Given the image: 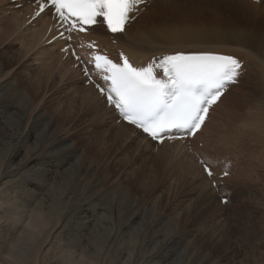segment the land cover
<instances>
[{"label": "bare ground", "instance_id": "6f19581e", "mask_svg": "<svg viewBox=\"0 0 264 264\" xmlns=\"http://www.w3.org/2000/svg\"><path fill=\"white\" fill-rule=\"evenodd\" d=\"M32 1L19 0L21 4H26L24 12L29 13L30 16L34 14ZM149 1H151L150 6L152 8H159L152 10L154 16H148L149 11H143L142 15L136 16V19L125 28L123 33L112 35L108 34L101 25L94 26L86 37L99 42L102 46L110 43V40H115L116 45L110 43L105 48L109 51H111V46L115 50L122 48L137 66H141L142 59L140 58H143L147 65L153 57L162 56L164 53L171 54L175 51H208L238 56V53L234 51L235 49L225 47L222 45L223 43L243 44L258 53L262 52L261 45L254 42V32L232 29L234 27H223L218 30L216 28L211 30L198 28L194 30L188 26L189 23H205L200 22L199 19H193V17L200 16L199 13L203 15L207 12L222 14L240 10L237 13L233 12L231 15H242L240 18L244 22L243 18L250 14L238 1L253 6L264 5L263 2L257 3L248 0ZM159 14H166V16L160 18ZM30 16L28 17L30 18ZM25 21H23V24ZM54 24V17L46 14L40 15L34 20L31 26L39 25L34 30L37 32V38H35L37 41L34 42L35 39L33 38L35 45L39 43L38 41L42 37L44 39V36H53L55 33H53ZM46 28H48V33ZM248 29L253 31L254 27ZM62 44L61 40H55L53 47H61ZM134 49L143 50L146 53H139L137 56ZM41 53L48 54L45 49L38 51V54ZM238 57L240 58V56ZM244 57H248V55L246 54ZM49 60L52 64V59ZM53 60L57 62L55 58ZM63 65L65 66V64ZM65 68L67 71L66 66ZM2 69L3 64L0 63V72H2ZM68 70H70L69 66ZM16 85L10 81L0 82V106L3 105L2 115L0 113V188H11L16 194L17 205L28 207L29 210L34 212V216L31 217L28 224L17 226L15 223H9V218L0 212V264H69L67 260L57 259L51 254L55 250L52 248L61 246L62 241L60 239L63 240V244H66L71 252H80L83 258L88 261V263L82 264H264V247L260 248L258 246L260 243L259 238L251 234L254 228L252 222L247 225L248 229L246 228L243 234L239 233L242 235L240 242H244L249 250L240 247L239 252L242 254L239 257L238 249H233L234 254L227 257L228 252H216L218 250L216 246H212L215 250L209 248L212 241L222 240L224 231H216V229H213V225L202 224L203 222L193 223V216L189 212L191 209H188L186 205L184 208L182 206L183 209L177 214L162 205L164 201L162 193L164 191L161 185H157V172L151 174L153 177H150L154 180L152 181V178L149 181L147 180L149 184L138 186V183L144 180H137L133 177L136 172L131 168L136 163L144 166L150 162L149 160L155 162L161 158L165 160L172 156L187 158V162L192 161V155L190 156L188 152L190 148L184 145L185 141H166L161 145H157L132 126L122 121L117 123V121H120L119 115L113 108L106 106L108 104L105 98L96 92L92 85L80 88V90L83 89V96L88 101V105L84 109L85 112L87 114L93 113L88 122L89 124L78 131L74 124L65 122L63 125L67 126L66 134L56 135L55 132L58 126H54L53 117L46 115L44 109H42L43 106L35 111L30 110L31 101L37 95L31 98L24 91L19 93ZM78 87L76 88L78 89ZM8 89L12 90V96L17 102L10 101L7 98L5 91H8ZM256 91L257 101L263 102L264 99L259 98L260 93H264L263 90L257 89ZM248 96L247 91L241 99H239L238 94L234 95V100H237L236 109H240L242 114L245 113L246 124L251 122L253 125L258 126L260 119L257 115L253 119L246 117L247 114L250 115V111L246 112L245 110L252 108ZM222 100L224 98L213 105L212 110ZM211 114L212 111L209 112L206 119L207 123L211 119ZM33 117H35V120H33ZM220 120L214 125L217 127L210 133V138L207 139L208 142H205L206 146L210 147V142L215 144L217 148L223 145L225 138H223L221 146H217L219 145L218 141L221 143L220 139L227 134L225 130L229 128L225 122V127H223ZM21 122L23 124L22 128L20 126ZM206 122L202 129L191 139L192 141L204 135V128L208 127ZM30 125L31 127H29ZM100 125H102V128H100ZM41 130H47L48 139L44 142L45 148L50 147L52 143L60 145L61 151L55 154L60 156L55 164V169L53 166L44 165L39 161L40 157L49 155L38 154L28 160L24 159L29 146L36 142L37 134ZM75 130L76 132H74ZM90 131L91 136L88 135ZM256 131L253 132L254 140L258 137ZM228 135L238 137L236 133ZM92 139L100 142L102 146L98 147ZM213 139L217 140L214 141ZM200 147L198 149L201 151L197 149L199 155L201 153L207 155V152L202 150V146ZM155 151L156 153H154ZM161 154L164 157H161ZM158 156L161 158H157ZM207 156H205L206 159H212L211 155L208 154ZM100 159L105 162H100ZM114 164L119 171L125 172L123 174L124 178H120L123 177L121 175L119 178L113 179L115 174L112 172L113 168L111 166ZM154 165L156 166V163ZM193 171L196 173V168ZM129 183L132 186H129ZM207 183L206 177L205 179L203 177L200 184L197 185L202 187L210 185ZM125 185L127 186L124 187ZM216 185H219V183ZM118 186L120 188L117 190ZM138 190H140V193H137ZM202 190L206 191L205 189ZM116 196L119 201H117L118 204L113 205V200L117 199ZM211 196L207 204L209 202L214 203L218 211L222 210L223 207L219 205L220 202ZM204 203L206 204V202ZM213 212L211 211L208 217L213 218ZM141 224L145 225L142 233L137 231L138 225ZM44 226L47 227L46 230H44ZM170 227L173 231L168 239L158 247L157 242L164 239V235ZM262 232L264 233V226ZM130 240H134L135 243L130 245L128 243ZM177 241L183 242L182 250L177 251V254L173 257L167 247ZM213 244L218 245L219 249L222 247L219 242ZM258 248L259 251L261 250L259 253L257 252Z\"/></svg>", "mask_w": 264, "mask_h": 264}, {"label": "rangeland", "instance_id": "374dc122", "mask_svg": "<svg viewBox=\"0 0 264 264\" xmlns=\"http://www.w3.org/2000/svg\"><path fill=\"white\" fill-rule=\"evenodd\" d=\"M238 2L239 4L243 5L244 9L250 14L249 16L243 18L244 22L240 18L242 15H231L233 12L237 13L240 10L224 12L225 14H218V12H207L203 15L199 13L198 15L200 16L193 17V19H199L200 22L205 23H189L188 26L194 30L198 28L208 30L216 28L218 30L222 29L223 27H234L232 29L254 32V42L259 43L262 50L261 53H258L256 50L243 44H222L225 47L235 49L234 51L237 52L238 56L241 58L240 61H244V65L240 70L238 82L232 84L230 89H228L229 91H227L221 98H224V100H222L216 108L213 110L211 109V119L208 121V123L206 122L208 127L204 128V135L202 137H198V139H193V141L191 138L190 142L184 143L187 148H190L188 152L190 153V156L192 155V161L188 159L189 161L187 162V158L180 156H172L171 158L163 160L164 158L161 157H164V155L161 154V157H157L161 158L159 161L154 162L148 159L150 162L146 163V165L143 166L136 163L131 168V170H135L136 172L133 177H135L137 180H144H142L143 182L141 183L138 181V186L142 184H149L147 180L149 181V179L153 177L151 174H155V172L158 173L156 181L158 183L157 185H161L162 190L164 191V193H162L164 200L162 205L165 208H169L170 211L173 210L172 212L177 214V212L187 206L188 209H191L189 212L193 216V223L203 222L202 224H210V226L213 225V229H216V231H224L222 240L212 241V244L210 245L211 247L209 248L215 250V248L212 246H216L218 248L216 252H228V255H226L227 257L234 254L233 249H238L237 252L238 254L240 253L239 257L242 254L239 252L240 247H243L245 250H249L248 246L244 245V242H240V237L242 236L241 234L246 231V228L248 229L247 225H250L251 222L254 224L251 234L259 238L260 243L258 246L260 248L264 247V233L262 232L264 226V93H260L259 95V98L262 99L263 102H258L256 99L257 89H262L264 92V5L260 4L258 6H253L243 4L240 1ZM19 3V0H17L16 3H12V0H0V63L3 64L2 72H0V82L3 83L10 81L15 85L17 84V91L19 93L21 91L26 92L28 97L33 98L37 95V97L31 101L30 110L33 109L32 111H35L43 106L42 109H44L43 111L46 113V115L53 117L52 121L54 122V126H58L55 132L56 135L66 134L65 131L67 126L63 125L65 122L68 124H74L76 130L79 131L89 124L88 122L92 117L91 115H93V113L87 114L85 112L84 109L86 108L85 106L88 105V101L83 96V89L80 90V88L89 87L90 84H88L86 77H84V75L81 73L79 66H74V63L68 53L66 52L65 56H61L62 54L60 53V47H53L54 42L49 43L48 39H45L44 36V39L42 37V39L38 41L39 43H37V45L34 44V42L37 41L35 39L37 38V32L34 30H36L39 25L31 26L34 20L32 21V18L28 17L30 16L29 13L27 14V12H24V7H26V4ZM16 5L21 6L16 7ZM143 7L144 8L141 10V13L138 15V17L142 15L143 11H149L150 14L148 16H154L152 10L159 9L158 7L152 8L150 6V2H147ZM254 10L256 11L254 12ZM164 16H166V14H159L160 18H164ZM23 21H25L24 24ZM251 27H254L253 31H249L248 28ZM34 32L36 33L35 35ZM46 32L48 33V28H46ZM113 42H115V40H110L111 44H114ZM110 43H108L106 46H109ZM111 47L110 50L115 52V48L113 47V49H111ZM50 48L52 49L50 50ZM43 49H45L46 53L48 54H38V51ZM134 52L137 54V56L139 53H146L143 50L136 49H134ZM246 54L248 57H244ZM40 55H42L43 58ZM57 55L58 57L56 58ZM54 58L57 60V62L53 60ZM49 59H52V64L50 63ZM140 59H142L141 63L145 62L143 58ZM45 61L48 62L46 63ZM63 64H65L67 67V71ZM68 66L70 67V70H68ZM77 86H79L78 89L76 88ZM11 91V89L5 91L7 98H9L10 101L17 102V100H15L12 96L13 92ZM246 91L249 95V103L252 104V108L245 110L246 112L250 111V115L247 114L246 117L253 119L256 118L257 115L261 122V124L260 122L258 123V126L256 125L257 127L251 122L246 124L247 121L245 120V113L243 112L242 114L240 109H236L237 100H234V95L238 94L239 99H241ZM106 106L108 107V105ZM111 111L113 112V110ZM2 112L3 105L0 106L1 115ZM219 120L222 121L223 127H225V122L229 128L225 130L227 134L224 135L225 137L220 139L221 143L218 141L219 145L217 146L220 147L223 138H225L223 145L220 148H217L215 144L210 142V147L206 146L205 142H208L207 139L210 138V133L213 131V129H216L217 126L215 127L214 125L217 124ZM60 124L62 125L60 126ZM244 124L246 125L244 126ZM100 128H102V125H100ZM76 130L74 132H76ZM255 130L258 132V137L256 140H254L253 134ZM234 131L238 137H233L234 135H228L232 133L235 134ZM241 132L243 133L240 134ZM88 135L91 136V131ZM259 137L261 138L259 139ZM92 140L98 147L102 146L97 140ZM216 140L217 139L214 141ZM200 146H202L203 151L205 150V152H207V155H211V158L214 162L210 158L206 159L208 156L204 155V153H201V155L203 154L204 156L199 155L200 153L197 151V149L201 148ZM198 150L201 151L200 149ZM154 153H156V151ZM59 159V155H49L40 157L39 161L44 165L49 164L55 169V164ZM202 161L209 164L211 167L213 175L211 177L208 176L209 178L206 176L200 166V162ZM100 162L105 161L100 159ZM155 163L156 166L154 165ZM111 168H113L112 172L115 174L113 179L119 178L121 175L123 176V174H125V172L119 171L117 167H115V164L112 165ZM195 168L196 173L193 171ZM99 171L102 173L101 169H99ZM225 172H227V175H224ZM203 177L204 179L206 177L207 182L210 184L207 186L204 185V188L201 185H197L198 183L200 184ZM220 177H223L224 179ZM120 178H124V176ZM225 178L228 180L227 182ZM153 180L154 179L152 178V181ZM211 181H215L216 184L219 183V185L214 187L211 185ZM126 186L127 185L124 187ZM129 186H132V184L129 183ZM197 187L199 189L201 187V189L197 190ZM119 188L120 187L118 186L117 190ZM202 189H205L206 191H203ZM137 193H140V190H138ZM210 196L219 202L221 198L225 197L228 202H220L219 204V202L216 201L221 207H223L222 210L218 211L216 208L217 206L214 205V203L211 204L209 202L211 205L209 203L207 204ZM115 198L117 199L113 200V205L118 204L117 201H119L117 196ZM197 199H200L199 202ZM204 202H206V204ZM211 211H214L213 218L208 217ZM0 212L9 218V223H15L17 226L28 224L31 217L34 216V212L29 210L28 207L17 205L16 194L11 188H0ZM233 212L236 213L235 216ZM35 229H37V227H35ZM46 229L47 227L44 226V230ZM218 239L220 240V237ZM60 241H62L60 243L61 246H55V248H52L55 250H53L51 254L55 258L67 260L69 264L88 263V261L83 258L80 252H71L66 244H63V240L60 239ZM177 242L171 243L167 247L169 253H171L173 257L177 254V251L182 250L181 248L183 242ZM214 242H219L221 244L220 246L222 247L219 249L218 245L213 244ZM222 248H227L228 251L227 249L223 250ZM257 250L258 253L261 251H259V248Z\"/></svg>", "mask_w": 264, "mask_h": 264}, {"label": "snow or ice", "instance_id": "6c2138e0", "mask_svg": "<svg viewBox=\"0 0 264 264\" xmlns=\"http://www.w3.org/2000/svg\"><path fill=\"white\" fill-rule=\"evenodd\" d=\"M144 2L36 0L38 8L33 18L48 9L53 11L63 25L68 26V31L85 32L88 27L102 24L108 32L117 34L125 31V25L132 19L130 14L137 11L138 6ZM255 2L259 3L260 0ZM88 47L93 49L88 64L94 67L105 84V87L97 84L96 88L119 115L120 121L117 123L123 121L159 143L164 142L165 134L177 129L187 135H196L205 124L210 108L221 100L227 86L238 82L242 68L237 57L208 51H175L153 57L145 66H134L123 52L117 63L107 55L96 52L94 42ZM73 55L76 56L75 52ZM80 59L76 56L78 62ZM83 71L88 76V68L85 67ZM20 126L23 127L22 122ZM174 138L168 136V139ZM47 139V130H41L36 142L29 146L24 159L28 160L38 154L55 155L61 151L60 145L56 143L45 148L44 142ZM201 163L204 172L211 177V168L207 163ZM221 202L227 203L228 200L222 198ZM144 227V224L138 225L137 231L142 233ZM172 231L170 227L164 239L157 242L158 247L168 239ZM128 243L133 245L135 241L130 240Z\"/></svg>", "mask_w": 264, "mask_h": 264}]
</instances>
